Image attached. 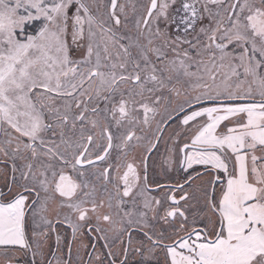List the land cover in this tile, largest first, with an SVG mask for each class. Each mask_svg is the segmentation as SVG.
Returning a JSON list of instances; mask_svg holds the SVG:
<instances>
[{"label": "snow or ice", "instance_id": "6c2138e0", "mask_svg": "<svg viewBox=\"0 0 264 264\" xmlns=\"http://www.w3.org/2000/svg\"><path fill=\"white\" fill-rule=\"evenodd\" d=\"M19 255L264 264V0H0V258Z\"/></svg>", "mask_w": 264, "mask_h": 264}, {"label": "rangeland", "instance_id": "374dc122", "mask_svg": "<svg viewBox=\"0 0 264 264\" xmlns=\"http://www.w3.org/2000/svg\"><path fill=\"white\" fill-rule=\"evenodd\" d=\"M173 175H175L173 173ZM31 261V257L28 255H19L18 256V260H17V264H30ZM0 264H2V258H0Z\"/></svg>", "mask_w": 264, "mask_h": 264}, {"label": "flooded vegetation", "instance_id": "af4514ba", "mask_svg": "<svg viewBox=\"0 0 264 264\" xmlns=\"http://www.w3.org/2000/svg\"><path fill=\"white\" fill-rule=\"evenodd\" d=\"M102 244H103L102 241L97 242V247L100 248L102 246Z\"/></svg>", "mask_w": 264, "mask_h": 264}, {"label": "trees", "instance_id": "16d2710c", "mask_svg": "<svg viewBox=\"0 0 264 264\" xmlns=\"http://www.w3.org/2000/svg\"><path fill=\"white\" fill-rule=\"evenodd\" d=\"M28 256H30V255H28ZM31 257V256H30Z\"/></svg>", "mask_w": 264, "mask_h": 264}]
</instances>
